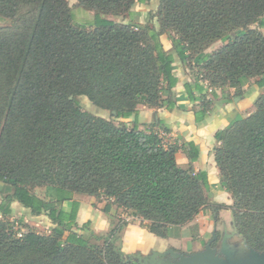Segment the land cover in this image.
Wrapping results in <instances>:
<instances>
[{"label": "trees", "instance_id": "obj_1", "mask_svg": "<svg viewBox=\"0 0 264 264\" xmlns=\"http://www.w3.org/2000/svg\"><path fill=\"white\" fill-rule=\"evenodd\" d=\"M75 1L92 19L76 21L68 0H0V19L12 23L0 30V264H136L122 258L124 224L106 234L78 226L76 194L112 200L163 239L204 211L210 186L192 168L193 143L183 145L189 165L181 168L183 146L94 116L77 100L134 124L138 106L171 111L173 53L194 61L196 81L212 89L240 95L253 80L263 90L252 113L216 132L214 161L233 228L264 253V0ZM150 1L159 4L144 25L113 19ZM153 19L158 28L148 25ZM165 33L174 36L172 52L160 41ZM203 102L198 118L209 108ZM14 202L45 216L49 233L14 232Z\"/></svg>", "mask_w": 264, "mask_h": 264}, {"label": "crops", "instance_id": "obj_2", "mask_svg": "<svg viewBox=\"0 0 264 264\" xmlns=\"http://www.w3.org/2000/svg\"><path fill=\"white\" fill-rule=\"evenodd\" d=\"M158 4V1H150L147 4H135L130 10V14L125 16L126 18L122 22L124 24L144 25L147 20V14L153 9L156 10ZM87 17V19H92L93 16L89 13ZM170 36L174 37L172 34ZM160 41L165 51L172 52L171 40L169 41L165 34L160 37ZM219 43L217 42L210 46L203 55L216 51L221 47V43L220 45ZM173 59V75L177 79V84L173 88L176 99L175 108L171 111H165L164 109L150 110L143 106H138V117L135 124L133 118L121 119L120 121L131 122L133 127L136 126L137 130L142 132H146L145 130L151 127L164 126L170 131L168 137H172L173 143H177L178 146L193 143L198 149L197 159L192 163L194 172L206 173L210 191L216 197H218V194L221 197L225 196V205L226 207L230 206L229 194L224 192L219 186L218 170L214 161V148L218 146L215 134L225 129L235 118L247 117L252 113L255 99L263 90H260L253 80L248 86L242 88L240 95H236L234 89H212L205 82L196 81L197 67L194 65V61L191 65L183 63L175 53H173ZM195 85L201 88V93L193 89ZM186 86L191 87L190 95L185 90ZM212 91L214 97L211 96ZM204 99L209 102V108L204 117L198 118L201 115L199 110L202 108ZM186 152L183 146V149L176 154V161L181 168H187L189 165ZM72 200L78 204L76 222L79 227L90 223V228L95 233L106 234L118 222L124 224L120 236L121 248L125 256L140 255L141 257H147L152 252L163 253L168 249L185 254L196 252L199 250L198 246H200L201 240L193 241L191 239L188 227L192 225H198L199 237L202 238L203 242H207L203 237L206 232L204 223L207 222L204 211L192 223L184 227L175 228L173 236L163 239L148 233L141 225L140 220L135 218L131 212L118 208L113 204L112 200L104 197L93 198L77 194L73 195ZM17 210L22 211L23 216L30 215L29 210L23 208L17 202L12 203L11 215H14V211ZM227 211L230 214L228 209ZM39 217L47 220L52 227L45 216ZM226 224L231 227L232 221L228 220Z\"/></svg>", "mask_w": 264, "mask_h": 264}, {"label": "rangeland", "instance_id": "obj_3", "mask_svg": "<svg viewBox=\"0 0 264 264\" xmlns=\"http://www.w3.org/2000/svg\"><path fill=\"white\" fill-rule=\"evenodd\" d=\"M68 3L70 5L72 14L75 17L76 21L80 22L81 20L82 21L87 20V18H88L87 16L89 13L87 11H84L82 8H80L75 0H68ZM154 10L155 9H153V11H151V12L152 13L155 12ZM125 16H127V15H124V16L119 17V18H113V19L117 22H122L123 19L126 18ZM11 25H12L11 22L3 21L0 19V30L1 29H11ZM148 25H151V26L158 28V24H157L156 19H153L151 22H149ZM252 28H257V25H253ZM259 31H261L264 34V29H259ZM165 36L169 39V41L172 38L169 35V33H165ZM171 43H172V41H171ZM219 45H220V43H219ZM77 100H78L80 107L83 111L89 112V113L93 114L94 116L102 117V118H105L107 120H110V121L114 122L115 124L124 125L128 129L133 128L131 122H126V121L121 122L120 121L121 119H115V118L111 117L109 112L102 111V110L95 108L86 98L78 97ZM163 127L164 126H161L159 128L156 127L154 129H153V127H151V128L146 129L145 131L148 132L150 130H155V131L159 132V134L162 137L165 138L166 142H168V141L173 142L172 137L169 138L168 136L161 134L162 131H164ZM33 191L36 195H39L40 197H42L44 192H45V189L44 188H38V189H35ZM208 196L209 197L207 200V206L204 209V215L207 217V219H206L207 222L204 223L206 232H205L203 237L208 242L212 238V232L215 230L216 235H217V240L213 244V246L218 247L220 244V240L222 238V235H223L224 227L227 228V231L229 233L233 231V228H232V226L229 227L226 224V221L231 220L230 214L228 213V211L226 209V205H225L226 204V199H225L226 197L225 196L221 197V196H219V194H218V197H216L212 191H210V194ZM213 209H217L216 212H214ZM21 212L22 211H18V210L14 211V215L9 216L7 219L10 223H12L14 232H16L19 235V234L24 233L27 229H31V230H34L35 232H37L41 235H47L49 233V231L51 230V226L49 225V222L47 220H45L42 217L37 218V217H31L30 215H24L23 216V214ZM193 227H197L196 231H192ZM198 230H199L198 225H192L191 227H188L189 235L191 236V239L193 241H200V240L203 241L202 238L199 237ZM172 236H173V234H172ZM238 242H239L238 239H236V237H234L229 241V244L230 245H236V244H238ZM204 243H205V241H204ZM198 247H199L198 251H202L204 248V245L200 244V246H198ZM198 251H196V252H198ZM190 253H194V252H190ZM190 253H188V254H190ZM124 257H125V255H124Z\"/></svg>", "mask_w": 264, "mask_h": 264}, {"label": "water", "instance_id": "obj_4", "mask_svg": "<svg viewBox=\"0 0 264 264\" xmlns=\"http://www.w3.org/2000/svg\"><path fill=\"white\" fill-rule=\"evenodd\" d=\"M112 116H116V113L112 112ZM234 237L238 238L239 242L236 245H230L229 241ZM216 240L217 235L214 230L212 238L205 244L202 251L185 254L168 249L163 253L152 252L147 257L127 255L125 258L122 254V258L136 264H264V253L250 248L234 228L229 233L224 227L218 247L213 246Z\"/></svg>", "mask_w": 264, "mask_h": 264}, {"label": "built area", "instance_id": "obj_5", "mask_svg": "<svg viewBox=\"0 0 264 264\" xmlns=\"http://www.w3.org/2000/svg\"><path fill=\"white\" fill-rule=\"evenodd\" d=\"M206 84V83H205ZM161 134H163V133H161ZM164 135V134H163Z\"/></svg>", "mask_w": 264, "mask_h": 264}]
</instances>
